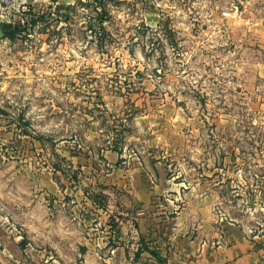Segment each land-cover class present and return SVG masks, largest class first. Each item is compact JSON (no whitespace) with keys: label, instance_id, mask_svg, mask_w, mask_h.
Segmentation results:
<instances>
[{"label":"rangeland","instance_id":"374dc122","mask_svg":"<svg viewBox=\"0 0 264 264\" xmlns=\"http://www.w3.org/2000/svg\"><path fill=\"white\" fill-rule=\"evenodd\" d=\"M18 23L0 38V264L79 261L55 219L93 180L69 160L88 150L166 156L216 185L219 214L261 222L264 0H0Z\"/></svg>","mask_w":264,"mask_h":264},{"label":"crops","instance_id":"0c3cea01","mask_svg":"<svg viewBox=\"0 0 264 264\" xmlns=\"http://www.w3.org/2000/svg\"><path fill=\"white\" fill-rule=\"evenodd\" d=\"M118 150L69 155L75 169L93 177L89 186L61 192L75 200L53 215H70L63 220L72 231L62 238L77 235L75 264H264V217L252 226L219 214L216 185L186 186L166 156ZM260 188L264 198V186L252 190Z\"/></svg>","mask_w":264,"mask_h":264},{"label":"trees","instance_id":"16d2710c","mask_svg":"<svg viewBox=\"0 0 264 264\" xmlns=\"http://www.w3.org/2000/svg\"><path fill=\"white\" fill-rule=\"evenodd\" d=\"M34 18V15L31 14H27L25 15V22L24 23H30V21ZM37 22V20H33V24H35ZM4 32V37H12L15 38L17 35L21 34L23 29V25L21 23H18L16 25H3L1 26Z\"/></svg>","mask_w":264,"mask_h":264},{"label":"water","instance_id":"95a60500","mask_svg":"<svg viewBox=\"0 0 264 264\" xmlns=\"http://www.w3.org/2000/svg\"><path fill=\"white\" fill-rule=\"evenodd\" d=\"M4 37V32H3V29L2 27L0 26V38Z\"/></svg>","mask_w":264,"mask_h":264},{"label":"built area","instance_id":"2783aa9c","mask_svg":"<svg viewBox=\"0 0 264 264\" xmlns=\"http://www.w3.org/2000/svg\"><path fill=\"white\" fill-rule=\"evenodd\" d=\"M22 10H23L22 11L23 13H27V11H28L27 7H23Z\"/></svg>","mask_w":264,"mask_h":264}]
</instances>
